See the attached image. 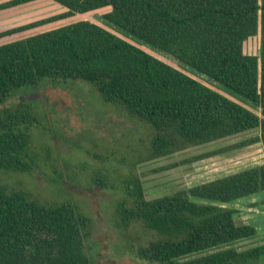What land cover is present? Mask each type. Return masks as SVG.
<instances>
[{
  "label": "trees",
  "instance_id": "16d2710c",
  "mask_svg": "<svg viewBox=\"0 0 264 264\" xmlns=\"http://www.w3.org/2000/svg\"><path fill=\"white\" fill-rule=\"evenodd\" d=\"M26 1L2 0L0 8ZM53 1L64 10L3 28L0 36L107 5L102 16L109 23L251 101L257 112L87 18L0 43V104L45 81L91 84L104 101L148 124L147 155L129 163L120 158L127 171L118 174L119 184L100 174L93 181L117 185V224L139 220L152 230V238L134 248L136 256L157 264H264V241L235 245L257 230L235 222V209L224 204L264 190V162L151 198L144 197L133 169L140 161L250 129L257 133L162 167L254 141L264 153V0ZM256 33L257 53L244 52L242 42ZM32 104L18 98L0 108L4 170L31 168L28 128L38 122ZM91 225V217L68 200L39 201L0 185V264H92L84 246Z\"/></svg>",
  "mask_w": 264,
  "mask_h": 264
},
{
  "label": "rangeland",
  "instance_id": "374dc122",
  "mask_svg": "<svg viewBox=\"0 0 264 264\" xmlns=\"http://www.w3.org/2000/svg\"><path fill=\"white\" fill-rule=\"evenodd\" d=\"M108 9L107 5L101 6L17 31L2 37L0 43L87 18L257 112V107L251 101L234 95L217 81L109 23L102 16ZM7 10L8 21L3 24L6 27L60 12L64 7L53 0H30L1 12ZM242 49L247 53H257L258 33L247 37L242 42ZM18 94L22 100L33 103V114L38 119L28 128V153L32 154L30 158L33 161L30 160L29 170L0 168V185L6 190L21 189L27 197L39 201L68 200L79 211L89 215L91 233L86 237L84 246L92 264H157L141 259L134 253L136 245L145 244L152 238V230L144 227L139 220H132L126 226L117 224L112 214L121 197L117 185L109 188L93 183L94 176L100 174L105 175L107 182L119 184L118 174L127 171L126 162L147 155L148 124L104 101L91 84L82 80H74L65 86H51L46 81L42 82L34 89L12 95L0 104V108L17 102ZM256 133L257 129L245 130L136 163L133 169L141 180L144 197L169 193L261 163V147L258 142H252L190 162L162 167L185 156L227 145ZM263 198L264 190H260L224 203L235 209V222L253 224L257 230L254 237L237 241L235 245L238 248L264 241Z\"/></svg>",
  "mask_w": 264,
  "mask_h": 264
},
{
  "label": "crops",
  "instance_id": "0c3cea01",
  "mask_svg": "<svg viewBox=\"0 0 264 264\" xmlns=\"http://www.w3.org/2000/svg\"><path fill=\"white\" fill-rule=\"evenodd\" d=\"M11 7V6H10ZM6 8H9V7H4V8H0V30L1 29H3L4 27L6 28V26L4 25L3 26V24L5 23V22H7L8 21V17H7V14H8V10H7V12H4V13H2L1 11L2 10H4V9H6ZM5 19V20H4ZM4 20V21H3ZM9 27V26H8ZM17 32V31H16ZM13 33H15V32H13ZM12 34V33H11ZM9 34H6V35H2V36H0V39L2 38V37H5V36H8ZM10 40V39H9ZM2 40H0V42H1ZM3 41H7V40H3ZM254 142H258L259 143V145H260V147H261V144H260V142L259 141H254ZM261 151H262V155H263V160H262V162H264V153H263V150H262V147H261ZM261 162V163H262Z\"/></svg>",
  "mask_w": 264,
  "mask_h": 264
},
{
  "label": "flooded vegetation",
  "instance_id": "af4514ba",
  "mask_svg": "<svg viewBox=\"0 0 264 264\" xmlns=\"http://www.w3.org/2000/svg\"><path fill=\"white\" fill-rule=\"evenodd\" d=\"M32 89H34V88H32ZM26 90H30V89H24L23 91H26ZM18 92H20V90ZM19 99H22L21 95H19Z\"/></svg>",
  "mask_w": 264,
  "mask_h": 264
}]
</instances>
